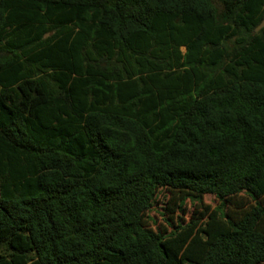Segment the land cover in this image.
Listing matches in <instances>:
<instances>
[{
  "label": "trees",
  "instance_id": "obj_1",
  "mask_svg": "<svg viewBox=\"0 0 264 264\" xmlns=\"http://www.w3.org/2000/svg\"><path fill=\"white\" fill-rule=\"evenodd\" d=\"M263 18L0 0V264H264Z\"/></svg>",
  "mask_w": 264,
  "mask_h": 264
},
{
  "label": "rangeland",
  "instance_id": "obj_2",
  "mask_svg": "<svg viewBox=\"0 0 264 264\" xmlns=\"http://www.w3.org/2000/svg\"><path fill=\"white\" fill-rule=\"evenodd\" d=\"M203 201L205 202V204H209L212 206H215L217 204L215 197L212 195H209V194L204 196ZM164 203H165V198L163 196H161L158 198L157 202L155 203V205L151 209L150 215H152L154 217V219L156 220L157 223L162 222V220L164 218L160 213V212H162V209L164 208ZM184 210H185V214H182L179 211H177V213H175V216L186 217V219L190 216V214L193 210V207L189 201L186 202Z\"/></svg>",
  "mask_w": 264,
  "mask_h": 264
},
{
  "label": "water",
  "instance_id": "obj_3",
  "mask_svg": "<svg viewBox=\"0 0 264 264\" xmlns=\"http://www.w3.org/2000/svg\"><path fill=\"white\" fill-rule=\"evenodd\" d=\"M264 28V18L262 19L261 23L258 25V27L255 29L256 32H258L260 29Z\"/></svg>",
  "mask_w": 264,
  "mask_h": 264
}]
</instances>
